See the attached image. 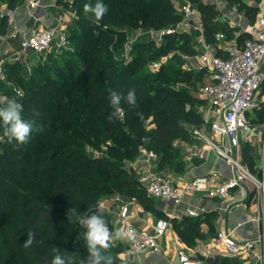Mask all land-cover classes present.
Returning a JSON list of instances; mask_svg holds the SVG:
<instances>
[{
	"label": "trees",
	"instance_id": "16d2710c",
	"mask_svg": "<svg viewBox=\"0 0 264 264\" xmlns=\"http://www.w3.org/2000/svg\"><path fill=\"white\" fill-rule=\"evenodd\" d=\"M191 1L200 10L207 41L216 43V33L227 32L229 23L220 17L215 3ZM73 2L80 14L85 4L95 5L97 0ZM99 2L107 7V12L99 24L94 16L76 22L85 29L73 27L76 37L70 39L72 46L65 50L63 59L55 55L51 61L40 60L28 78L18 76L25 93L15 96L23 105L22 118L34 122V127L28 142L19 144L8 141L0 124V264H50L57 252L74 256L76 264H87L85 229L77 216L102 215L113 229V214L97 208L98 201L113 192L135 195L143 206L154 209L156 199L147 195L144 182L125 167L124 161L136 157L142 138L149 136L147 145L160 156L158 166H172L176 163V138L188 139L189 125L202 123L199 113L187 107L197 97L173 85L176 78L186 82L196 75L183 68V61L173 69L174 77L165 74L164 65L152 79L144 71L148 61L167 55L175 46L195 52L187 43L176 42L177 37L191 41L190 34H169L166 46L157 51L149 47L145 54L140 48L121 66L113 60L110 49L111 43L115 48L120 44H116L113 32L102 29L108 23L154 29L175 26L182 21L183 14L172 0ZM226 4L244 12L250 20L256 18L259 10L257 4L247 0H226ZM246 36L247 32H241L239 39ZM152 80L161 81L151 85ZM129 90L135 91L136 104L129 105L122 99L123 115L114 116L110 93L123 98ZM150 117L153 127L148 130L146 121ZM249 117L264 121V98ZM84 143L99 149L104 143L107 150L93 154ZM250 148L249 143L244 144V161L255 170ZM203 221L202 215L173 218L175 229L188 244L205 235L200 227ZM29 234L32 243L26 246ZM125 248L126 243L122 242L113 253L105 254L113 257V264H128L118 254ZM214 264L240 263L223 256Z\"/></svg>",
	"mask_w": 264,
	"mask_h": 264
},
{
	"label": "built area",
	"instance_id": "2783aa9c",
	"mask_svg": "<svg viewBox=\"0 0 264 264\" xmlns=\"http://www.w3.org/2000/svg\"><path fill=\"white\" fill-rule=\"evenodd\" d=\"M28 2L31 7L42 4V0ZM211 2L219 3L221 0ZM252 3L257 4L259 10L256 18L241 31L247 32L245 38L240 40L236 36L227 40L225 32L218 31L216 43L203 39L202 48L197 54L202 63L211 68V74L202 87V95L219 114L220 121L213 122L211 138L200 129H195L194 135L208 141L210 147L227 160L231 166V174L225 175L220 170L213 169L207 173L178 180L174 176L152 171L143 177L142 181L147 195L165 204L176 206L186 195L196 194L220 198L226 210H230L234 203L235 189L242 188L248 181L254 183L262 202L261 213L256 218L259 223L257 232L250 236H238L237 227L242 224L240 222L236 226H223L213 240L222 245L230 255L245 259L250 264H264V176L256 175L241 159L243 137L257 135L262 155L261 165L264 168V121L254 122L249 117V113L260 106L261 97L258 92L264 81V0H253ZM175 7L183 14V19L175 26H168L167 28H170L168 32H176V26L179 31L183 23L191 22L203 31L201 13L195 3L184 0L183 4ZM6 14L9 13L0 6V20ZM141 34L142 32H139L137 36ZM127 42L124 45L126 56L129 55ZM70 44L68 31L62 27L38 29L21 38L23 50L37 52L52 50L54 47L60 50L69 47ZM153 65L159 66V63L153 62ZM142 141L138 155L141 162L148 165L151 170L153 163L160 156L147 145L149 136H144ZM114 201H119L116 222L120 228L133 236L132 240L123 241L126 243L125 256L129 259H138L147 252L161 251L160 239L172 228L173 214L156 217L151 227L137 226L131 215L133 205L140 203L138 197L133 195L127 198L121 196L102 198L98 201L97 208L114 213ZM188 211L197 214L194 209ZM173 264H200V259L196 254H191L186 248L180 247L177 249V258Z\"/></svg>",
	"mask_w": 264,
	"mask_h": 264
},
{
	"label": "crops",
	"instance_id": "0c3cea01",
	"mask_svg": "<svg viewBox=\"0 0 264 264\" xmlns=\"http://www.w3.org/2000/svg\"><path fill=\"white\" fill-rule=\"evenodd\" d=\"M28 1L29 0H15V3L12 5L8 0H0V6L9 13L0 20V62L16 61L22 66L26 65V67H33L34 64H36L34 52L37 51L23 50L21 47V38L25 35H30L38 29L48 27L55 29L62 27L67 30L69 25L75 21L76 16L78 15V10L73 2L74 0H42V4L38 7H31ZM247 1L252 3L253 0ZM221 2L227 5L225 3L226 0H221ZM221 10L222 9H220V11ZM238 16L239 17H236V22L238 24H242L243 22L248 24L251 21L247 17L244 19V15L241 13H239ZM221 18L223 20H228L223 17ZM3 20H5V23H2ZM74 26L75 24L72 25L71 28ZM179 32L188 33L192 38H194V45H192V47L196 51L186 52L183 50L187 53L185 56L190 55V62L198 61L201 66H206L197 57V54L202 48L203 39H206L204 29L202 31L199 28H196L191 22L190 24L183 23ZM240 33H237V38H239ZM52 50H56V48L54 47ZM261 98H264V95ZM244 140L251 146L250 153L256 161L254 167L258 174H256L253 170L252 171L256 175L260 176V173L264 172V168L261 165L262 155L260 152L259 138L257 135H253L252 137L250 135L243 137L241 159L244 163H246L244 161L243 151ZM246 164L248 165V163ZM143 168L145 169L144 175L140 178L141 180L152 171L156 173H164L166 165L163 167L158 166L157 160L153 163L151 170L148 165L143 164ZM213 169H218L225 175L231 174V166L227 160L224 157L215 155L211 152L207 164L190 166L185 172L182 171L183 173H179L177 175L175 173L176 176L174 177L178 180L187 179L210 172ZM116 196H121V198L128 197L120 193ZM156 200L157 204L154 209L146 208L141 204V202L133 205L131 219L135 225L151 227L158 216L167 217L173 214V218L180 220L186 216L202 215V217L205 218V221L201 223L200 227L205 235L203 237H196L193 244H188L174 228L173 224L167 234L160 239L161 251L147 252L138 259H129L127 257L126 259L130 261L133 260L138 264H173V261L177 258V249L184 247L188 252L196 254L199 257L200 264H214L216 260L223 256L232 257L240 264H250L245 259L226 253L222 245L217 244L213 238L217 235L218 230L223 226H236L240 222L242 224L237 227L238 236H250L257 232L259 223L256 218L261 213L262 202L254 183L248 181L242 188L235 189L234 203L232 204L230 210L224 209V202L220 198L208 197L205 195H186L183 201L176 206L165 204L159 199ZM189 209H194L197 214L194 215L189 213ZM116 224L118 225L117 222ZM211 226L213 227V232L211 231Z\"/></svg>",
	"mask_w": 264,
	"mask_h": 264
},
{
	"label": "rangeland",
	"instance_id": "374dc122",
	"mask_svg": "<svg viewBox=\"0 0 264 264\" xmlns=\"http://www.w3.org/2000/svg\"><path fill=\"white\" fill-rule=\"evenodd\" d=\"M82 1V0H81ZM91 3L92 0H83ZM191 1V0H190ZM204 2H211L212 0H202ZM174 5H181L184 3V0H172ZM215 3V2H213ZM217 8L222 9L221 10V17L226 18V20L229 23V28L225 34L227 35V40L233 39L237 33H240L244 28L248 26L246 22H243L242 24H238L236 22V17H239V13L244 15V12H239L235 7L229 8L227 5H225L223 2L215 3ZM93 16L92 14L84 13L82 11L80 14L76 16L75 21L72 22L71 25L67 28L68 34L70 39L76 37L74 32L72 31L73 28H71L72 25H76L79 29H85L82 28L81 25H77V21H85L83 17ZM248 18V16L245 14L244 19ZM99 24V21H97ZM75 27V26H74ZM102 29L109 30L114 33V38L116 41V44H120L119 48H115L114 42L110 44V49L112 52L113 60L116 61L117 65H125V63L130 59L132 53L139 51L140 48H142V52L148 53L149 47L152 48L153 51L159 50L161 46H166L167 40L166 36L169 34H175L178 31V27L176 26V32H168L167 27L157 29V30H151L149 28H144L141 26L138 27H127V26H114L113 24H105L102 25ZM114 29H117V31H114ZM166 30V31H163ZM139 32H142V34L137 36ZM123 33V34H121ZM193 40L187 42L185 39L181 37L176 38L177 43L181 44H188L192 47L194 45V38ZM129 40V41H128ZM128 41V42H127ZM129 43V55L124 54V45L125 43ZM72 44H70L69 47L61 48L60 50H48L44 52H34V58L36 59V62L42 60V61H51L54 56H59V58L63 59L65 50H68L71 48ZM187 53H185L181 48L175 46L170 50V52L167 55H157L156 58L148 61L146 64L144 71L146 73H150L151 78H154L155 75L158 73L159 69L162 65L165 66V74L170 76H175L173 69L175 67L179 66V62L183 61V68L190 70L194 75L189 81L181 82L178 81L176 78V81L173 82V85L176 87H181L189 92H191L194 96L197 97L192 103H188L187 107L188 109L192 111H196L199 113V115L202 117V123L198 125H189V131L187 138L179 139L176 138L175 140V153L174 156L176 157V163H174L172 166L170 164L166 165V168L164 170V173L171 176H176L179 173H183L187 170L188 167L193 165H205L207 164L208 158L210 156V153H214L215 155H218V153L213 150L210 147V144L208 141L204 139L197 138L194 135L195 129H200L203 131L208 137L211 138L212 136V124L213 122L220 121L219 114L213 109V107L210 106L209 102L203 97L202 95V87L205 83V81L208 79L209 75L211 74V68L209 66H201L200 62L198 61H191L190 62V55L185 56ZM153 62H158L159 66H154ZM1 71H0V107L4 106L7 102V100L11 98H15L18 102L19 100L16 98L15 94H24L25 90L23 88V85H21L20 81H18L19 75H24L25 79L30 76V71L32 67H26L22 66L21 64H18V62H10V61H4L1 62ZM195 66V67H194ZM164 74V75H165ZM161 80H158L156 82H151V85H156L157 83H160ZM259 95L260 97L264 95V83L259 89ZM147 129L150 130L153 127V123L151 122V117L146 121ZM113 143V142H112ZM243 143V141H242ZM247 143L244 140V144ZM243 144V145H244ZM86 149L90 153H95L97 155L104 154L107 150V146L102 143L101 148H96L91 143H84ZM117 147H119L118 144H115ZM149 146V143H148ZM222 157V156H221ZM157 163V162H156ZM124 165L128 169H132V172L135 176L142 177L144 175V169L143 163L141 162V159L139 155L137 154L136 157L132 159H126L124 161ZM183 172H182V171ZM253 170V169H252ZM256 174L257 170H253ZM176 173V175H175ZM260 176H264V172L260 173ZM119 192H113L111 197L118 195ZM157 204V200H155V205ZM119 208V201H115V206L113 208L114 213L113 216L115 217V225L114 228H120L116 224V213ZM113 228V229H114ZM175 228V227H174ZM123 241L118 240H112L110 242L111 246L107 250L108 253H113L119 244H121ZM118 254L128 262V264H138L137 262H134L133 260L130 261L126 259V256L124 254V250L121 252L119 251Z\"/></svg>",
	"mask_w": 264,
	"mask_h": 264
},
{
	"label": "clouds",
	"instance_id": "9594fccd",
	"mask_svg": "<svg viewBox=\"0 0 264 264\" xmlns=\"http://www.w3.org/2000/svg\"><path fill=\"white\" fill-rule=\"evenodd\" d=\"M83 11L86 14H92L95 20L99 21L107 12V7L97 0L95 5L85 4ZM122 99L126 100L129 105L134 106L136 104L135 91L129 90L123 98L115 92L110 93V105L114 109V116L123 115L120 107ZM22 111L23 105L15 98L7 100L6 104L0 107V124L3 126L4 136L7 137L9 142L15 140L19 144H25L33 132L34 122L23 119ZM73 211L72 208L68 212L69 221L72 218L70 213ZM77 221L85 229L83 239L88 253L87 264H113V257L105 254L111 246L110 242L112 240L129 241L133 239L132 234L122 228L110 230L105 218L96 213L88 216H77ZM31 243L32 235L29 234L26 246ZM50 264H76V260L74 256H62L57 252L51 259ZM81 264H83V261H81Z\"/></svg>",
	"mask_w": 264,
	"mask_h": 264
}]
</instances>
